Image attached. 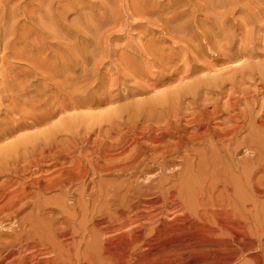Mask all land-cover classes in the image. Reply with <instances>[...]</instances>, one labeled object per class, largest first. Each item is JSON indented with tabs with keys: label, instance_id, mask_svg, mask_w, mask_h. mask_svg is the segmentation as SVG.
<instances>
[{
	"label": "bare ground",
	"instance_id": "bare-ground-1",
	"mask_svg": "<svg viewBox=\"0 0 264 264\" xmlns=\"http://www.w3.org/2000/svg\"><path fill=\"white\" fill-rule=\"evenodd\" d=\"M142 248L264 264V0H0V264Z\"/></svg>",
	"mask_w": 264,
	"mask_h": 264
},
{
	"label": "rangeland",
	"instance_id": "rangeland-1",
	"mask_svg": "<svg viewBox=\"0 0 264 264\" xmlns=\"http://www.w3.org/2000/svg\"><path fill=\"white\" fill-rule=\"evenodd\" d=\"M51 195H53V194H51ZM51 195H47L46 197H49ZM134 254H137L138 256L141 257L140 261L137 263V261H134V258H133L130 261V264H167L165 262L166 257H161V255H158L157 251H149V252L144 253V248H142L140 251H138L137 253H134Z\"/></svg>",
	"mask_w": 264,
	"mask_h": 264
}]
</instances>
